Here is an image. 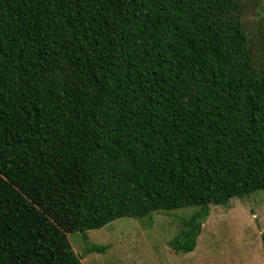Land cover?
Here are the masks:
<instances>
[{
  "label": "trees",
  "instance_id": "trees-1",
  "mask_svg": "<svg viewBox=\"0 0 264 264\" xmlns=\"http://www.w3.org/2000/svg\"><path fill=\"white\" fill-rule=\"evenodd\" d=\"M251 51L238 0H0V264H81L68 235L197 206L191 253L209 206L264 189Z\"/></svg>",
  "mask_w": 264,
  "mask_h": 264
},
{
  "label": "rangeland",
  "instance_id": "rangeland-1",
  "mask_svg": "<svg viewBox=\"0 0 264 264\" xmlns=\"http://www.w3.org/2000/svg\"><path fill=\"white\" fill-rule=\"evenodd\" d=\"M257 66L264 65V0H238ZM197 206L155 210L67 236L81 264H264V189L209 206L191 253L174 252L173 238ZM97 248L87 251V244Z\"/></svg>",
  "mask_w": 264,
  "mask_h": 264
}]
</instances>
